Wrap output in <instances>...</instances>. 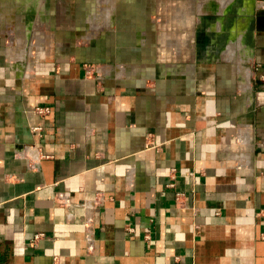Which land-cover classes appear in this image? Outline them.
Here are the masks:
<instances>
[{
  "label": "crops",
  "instance_id": "crops-1",
  "mask_svg": "<svg viewBox=\"0 0 264 264\" xmlns=\"http://www.w3.org/2000/svg\"><path fill=\"white\" fill-rule=\"evenodd\" d=\"M39 1L0 31V264H264V11Z\"/></svg>",
  "mask_w": 264,
  "mask_h": 264
},
{
  "label": "flooded vegetation",
  "instance_id": "flooded-vegetation-1",
  "mask_svg": "<svg viewBox=\"0 0 264 264\" xmlns=\"http://www.w3.org/2000/svg\"><path fill=\"white\" fill-rule=\"evenodd\" d=\"M146 3H149L148 6L151 7L152 5V0H145ZM144 1V2H145ZM198 3V5H202V9L205 6L207 0H191L190 4L193 3ZM138 4H142L143 1L142 0H137ZM118 5H124V0L120 1L119 3H117ZM226 4L229 5V9H228V14L227 17L224 18V23L223 25L226 26H230L232 22L235 21L236 17L241 16L243 21L246 23V27H247V35L246 37H248L249 34V30H251L252 28H256L258 26L262 25V21H261V17L260 14L261 10L264 11V0H262V4L258 5L259 2L256 0H228L226 1ZM201 7V6H200ZM148 8V7H147ZM241 9V14L238 13L237 11ZM218 17L215 16L214 14H211L208 12V14H203L201 19L202 21H215ZM222 19V18H221ZM241 19V18H240ZM226 34L224 33L223 36H225Z\"/></svg>",
  "mask_w": 264,
  "mask_h": 264
},
{
  "label": "rangeland",
  "instance_id": "rangeland-1",
  "mask_svg": "<svg viewBox=\"0 0 264 264\" xmlns=\"http://www.w3.org/2000/svg\"><path fill=\"white\" fill-rule=\"evenodd\" d=\"M27 0H0V10L2 11V13L0 12V31H2L4 33V26H3V23L5 22V12H7L8 10H16V11H19V9L21 8V6L24 5V3L26 2ZM51 1L52 0H41V2L39 3V5L41 4V7H48L50 4H51ZM62 1V4L64 5L66 2L65 0H61ZM77 1L78 4L80 5H84L85 7H89V8H99L101 7V9H109V5H113L114 3H119V0H86L84 2V0H75ZM168 0H157L156 2V5H158L157 9L159 11V13L161 14V12L164 14H167L165 12H167L168 8H167V5H168ZM186 1L187 5H189L188 3L191 1V0H180V3L183 5V2ZM258 2H262V0H256ZM54 2V1H53ZM208 4H210L212 7H214L213 5L216 4L215 3V0H207ZM30 3L32 5H37L36 3V0H30ZM55 3V2H54ZM53 3V4H54ZM191 3V2H190ZM213 4V5H212ZM262 3H259L258 5H261ZM192 5V4H191ZM193 6H198V3H193ZM209 6V5H208ZM188 9V8H187ZM213 9V8H211ZM159 14V17L161 18L162 15ZM93 16H96L95 14ZM95 21L98 20V16L94 17L93 18ZM4 21V22H3Z\"/></svg>",
  "mask_w": 264,
  "mask_h": 264
},
{
  "label": "built area",
  "instance_id": "built-area-1",
  "mask_svg": "<svg viewBox=\"0 0 264 264\" xmlns=\"http://www.w3.org/2000/svg\"><path fill=\"white\" fill-rule=\"evenodd\" d=\"M45 111H47V109H41V108H38L37 109V112L38 113H42V112H45ZM43 237V233H36L34 236H33V242H35L36 240H38V239H41Z\"/></svg>",
  "mask_w": 264,
  "mask_h": 264
}]
</instances>
